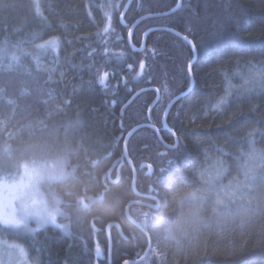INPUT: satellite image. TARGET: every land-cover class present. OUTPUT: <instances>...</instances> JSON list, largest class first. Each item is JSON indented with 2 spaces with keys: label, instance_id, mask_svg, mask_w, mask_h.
<instances>
[{
  "label": "trees",
  "instance_id": "trees-1",
  "mask_svg": "<svg viewBox=\"0 0 264 264\" xmlns=\"http://www.w3.org/2000/svg\"><path fill=\"white\" fill-rule=\"evenodd\" d=\"M127 1L0 0V176L23 163L50 173L57 164L65 172L45 188L49 203L55 200L50 208L60 213L57 223L6 238L24 245L37 264H124L149 245L126 218V206L155 205L156 198L157 211L129 209L151 239L139 264H264V160H248L253 149L264 155V0H182L178 11L134 29L136 48L146 31L164 27L197 50L195 84L169 111L170 130H163L162 116L191 85L193 51L161 30L133 52L129 27L119 20ZM178 2L133 0L124 20L130 26ZM51 39L59 51L46 55L41 68L3 66L2 53L24 54ZM143 124L155 126L166 146L178 143L166 147L147 127L132 134L134 192L123 143ZM190 193L196 199L178 206ZM190 209L198 215L176 240L165 238L167 222Z\"/></svg>",
  "mask_w": 264,
  "mask_h": 264
},
{
  "label": "rangeland",
  "instance_id": "rangeland-1",
  "mask_svg": "<svg viewBox=\"0 0 264 264\" xmlns=\"http://www.w3.org/2000/svg\"><path fill=\"white\" fill-rule=\"evenodd\" d=\"M106 1L115 6V0ZM111 17L110 14L108 16L109 20ZM54 40L56 41L55 48L51 46L41 48V45L48 44L49 41H47L32 45L33 48L27 49L24 54L16 51L2 53L1 59L6 60L3 66L6 68L26 69L30 63H33L41 68L43 66V58L46 55H56L59 51L60 45L56 39ZM19 53L23 57H20ZM51 169L52 172L50 173L48 167L31 168L23 163L18 170L15 169L13 172H7L0 176V264H37L31 255L28 254L24 245L9 241L6 236L9 235L8 233L16 232L17 230H20L23 234H31L33 231L44 228L48 224L57 223V212L50 208L51 203L54 204L55 200H51V203H49L48 193H45V188L47 184L64 178L65 172L57 164L53 165ZM25 195L30 196L27 207L31 208L32 212H21L18 210L17 198ZM6 200L10 204V211H5Z\"/></svg>",
  "mask_w": 264,
  "mask_h": 264
},
{
  "label": "water",
  "instance_id": "water-1",
  "mask_svg": "<svg viewBox=\"0 0 264 264\" xmlns=\"http://www.w3.org/2000/svg\"><path fill=\"white\" fill-rule=\"evenodd\" d=\"M132 2H133V0H128L127 1V3H126V5L123 7V11L121 12V14H120V16H119V20H120V22H121V24L124 26V27H129V32H128V39H127V41H129V45H130V47H131V50L133 51V52H137V53H140V52H142L144 49H145V47H146V38H147V36L150 34V32H155V31H161V30H163V31H167V32H169V33H171V34H174L175 36H177L178 38H180V39H184V35H182L181 33H179V32H177L176 30H174V29H168V28H164V27H161V28H154V27H152V28H150L148 31H146L144 34H143V36H142V39H141V41H142V43H141V46H140V48H136L134 45H133V43H132V41H131V37H132V34H133V32L135 31L134 29L136 28V27H138L139 26V24L141 23V22H143V21H146V20H149L150 18H159L160 16H169V15H171L172 13H174V12H176V11H178L182 6H181V4H182V0H179V2H178V4H177V7H175V8H173V9H171V11H169V12H166V13H160V14H149V15H146V16H142V17H139L138 18V20H136L133 24H131L130 26H129V24L127 25L126 24V22H125V20H124V18H125V16H126V14H127V11L129 10V7H130V5L132 4ZM188 40H190V39H188ZM191 41V40H190ZM192 42V41H191ZM190 45V47H191V50L193 51V57H192V59H191V61H192V66H193V64L195 63V59H196V56H197V50H193V42L191 43V44H189ZM196 49V48H195ZM187 72H189V65H188V67H187ZM190 78V83H191V85L186 89V91L185 92H183V93H180L179 95H177V96H175V98L173 99V100H171L169 103H168V105H167V107H166V109L164 110V113H163V119H162V125H163V130H165V129H167V130H170V128H169V126H168V123H167V119H168V117H167V115H168V113H169V111L172 109V107H173V105L175 104V102H177L178 100H180L181 98H183V97H185L186 96V93H188L192 88H193V86H194V82H193V72H192V75H191V77H189ZM139 93H142V92H138V94ZM157 98H156V100H155V103H157L158 101H159V99H160V95H159V93L157 92ZM154 103V104H155ZM153 104V105H154ZM154 107V106H153ZM152 107V108H153ZM152 108L148 111V116L150 115V112H151V110H152ZM165 125H166V127H165ZM143 127H147V128H151V129H155V131H156V133H157V137L162 141V143L165 145V143H164V141H163V139L161 138V136H160V134H159V131H158V129L157 128H155V126L153 127V126H151L150 124H143V125H139V126H135L134 128H132V131H130L127 135H126V137H125V139H124V143H123V152H124V157H125V160L127 161V163H129L130 164V166H131V169H132V174H133V180H132V189H133V191L135 192V181H136V178H137V173H136V170H135V167L133 166V163L131 162V160H130V158H129V153L127 152V145H128V143H129V139H130V137L132 136V134L133 133H135V132H137L138 130H140V129H143ZM174 136H175V134H174ZM175 139H177L176 138V136H175ZM177 143H178V140H177V142H176V145H177ZM166 146V145H165ZM166 147H168V146H166ZM169 148V147H168ZM116 165V164H115ZM145 167L147 168V174L148 175H151L152 174V171H153V169H152V167L149 165V164H145ZM110 177V176H109ZM119 178V177H118ZM118 178H117V180H118ZM116 180V181H117ZM150 192H152V189H150ZM154 201H155V205H146V204H143V203H141L140 201H136V202H130L127 206H126V209H125V216H126V218H128V220L137 228H140L145 234H146V237H147V239H149V245H148V247H147V249H146V252H145V254L142 256V257H140V258H138V260H135V261H127L126 263H124V264H139V263H141V262H143V260H145L146 258H147V256L149 255V252L151 251L150 249H151V239L149 238V234H147L146 233V231L141 227V225L139 224V222L137 221V220H135L134 218H132L131 217V215H130V211H129V209L131 208V206H133V205H139V206H143V207H149V208H151L152 210H155V211H157L158 210V208H159V200H157L156 198H154ZM107 231H108V241H109V246L111 247V245H112V241H111V234H110V226L107 228Z\"/></svg>",
  "mask_w": 264,
  "mask_h": 264
},
{
  "label": "clouds",
  "instance_id": "clouds-1",
  "mask_svg": "<svg viewBox=\"0 0 264 264\" xmlns=\"http://www.w3.org/2000/svg\"><path fill=\"white\" fill-rule=\"evenodd\" d=\"M18 210L21 212H32L31 208L27 207V202L30 199V196L25 195L23 197H18ZM185 199H196V195L194 193L188 194L187 197H180L177 199V205L179 206ZM11 207L8 200L5 201V211H10ZM57 215L60 213L57 212ZM198 215V210L190 209L187 212L179 213L175 218L171 219L167 222V224L163 228V233L165 238L176 240L177 233L181 232L184 227L189 223V221L195 218ZM64 228H67V225H63Z\"/></svg>",
  "mask_w": 264,
  "mask_h": 264
},
{
  "label": "snow or ice",
  "instance_id": "snow-or-ice-1",
  "mask_svg": "<svg viewBox=\"0 0 264 264\" xmlns=\"http://www.w3.org/2000/svg\"><path fill=\"white\" fill-rule=\"evenodd\" d=\"M184 40L188 43V44H191L192 42L190 41V40H188V38L185 36L184 37ZM48 46H51V47H53V48H55L56 47V41L53 39V40H50L49 42H48V44L47 45H41V48H45V47H48ZM193 50L195 51L196 49H195V45H193ZM129 67H131V66H129ZM140 67H141V69H143L144 67H145V65H144V62L143 61H141L140 62ZM188 75H189V77H191V75H192V61L190 60L189 61V72H188ZM107 76H108V73L107 72H105L103 75H101V77H100V80H99V83L101 84V85H105V81H106V78H107ZM165 91H167V89H165ZM224 101L222 100L220 103H223ZM220 106V104H217V105H215L214 107H219ZM165 127H166V125H165ZM168 147L169 148H175L176 147V145H168ZM257 158H259V159H261V160H264V155H258L256 152H255V150L253 149L249 154H248V160L249 161H252V160H255V159H257ZM169 163L171 164L172 163V161H169ZM204 182H205V184L208 186V187H212V186H214L210 181H208V180H204ZM101 253L98 251L97 252V256H99Z\"/></svg>",
  "mask_w": 264,
  "mask_h": 264
}]
</instances>
